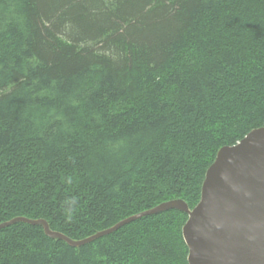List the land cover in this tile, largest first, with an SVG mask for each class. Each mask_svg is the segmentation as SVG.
I'll use <instances>...</instances> for the list:
<instances>
[{
    "label": "trees",
    "instance_id": "trees-1",
    "mask_svg": "<svg viewBox=\"0 0 264 264\" xmlns=\"http://www.w3.org/2000/svg\"><path fill=\"white\" fill-rule=\"evenodd\" d=\"M264 126V0H0V224L79 240L194 208ZM179 209L79 247L0 229V264H189Z\"/></svg>",
    "mask_w": 264,
    "mask_h": 264
},
{
    "label": "water",
    "instance_id": "water-1",
    "mask_svg": "<svg viewBox=\"0 0 264 264\" xmlns=\"http://www.w3.org/2000/svg\"><path fill=\"white\" fill-rule=\"evenodd\" d=\"M170 209L188 214L183 237L189 264H264V126L219 149L192 209L183 199H172L79 240L51 229L43 218L16 217L0 229L17 222L41 225L47 236L79 247L144 215Z\"/></svg>",
    "mask_w": 264,
    "mask_h": 264
}]
</instances>
